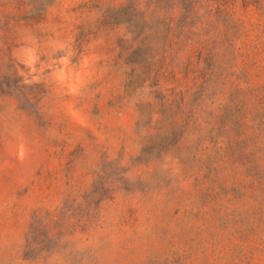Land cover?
I'll return each mask as SVG.
<instances>
[{"label":"rangeland","instance_id":"374dc122","mask_svg":"<svg viewBox=\"0 0 264 264\" xmlns=\"http://www.w3.org/2000/svg\"><path fill=\"white\" fill-rule=\"evenodd\" d=\"M0 264H264V0H0Z\"/></svg>","mask_w":264,"mask_h":264}]
</instances>
